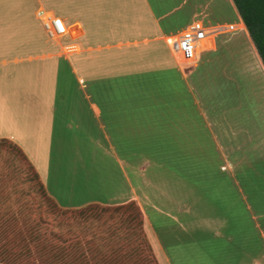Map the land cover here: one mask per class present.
<instances>
[{
    "label": "crops",
    "instance_id": "1",
    "mask_svg": "<svg viewBox=\"0 0 264 264\" xmlns=\"http://www.w3.org/2000/svg\"><path fill=\"white\" fill-rule=\"evenodd\" d=\"M193 20L237 28L182 64L165 38ZM254 56L231 0H0V202L28 181L62 209L134 200L157 264H264V129L231 112L241 74L264 89ZM85 146L49 186L52 149Z\"/></svg>",
    "mask_w": 264,
    "mask_h": 264
},
{
    "label": "trees",
    "instance_id": "2",
    "mask_svg": "<svg viewBox=\"0 0 264 264\" xmlns=\"http://www.w3.org/2000/svg\"><path fill=\"white\" fill-rule=\"evenodd\" d=\"M231 1L264 68V0ZM15 185L6 191L8 200L0 202V237L7 240L16 239L17 235H20L25 242L23 237L30 235L32 238L41 231V227L38 226L41 217L37 216L39 214L37 207L41 200L47 208L52 210L65 211L66 209L59 208L46 197L41 185L37 182H23L21 185H16L17 189ZM90 208H97L94 210L95 213L100 209L108 214L104 215L105 219L99 222L96 221L97 214L85 218L84 211ZM12 210L14 214L11 213ZM6 211L7 214H5ZM73 212L77 214L64 219L71 223L65 224L67 226L65 233L71 234V240L68 241L67 237L63 239L58 234L52 233L59 242L56 241L55 247L50 241L41 246L40 249L44 253L48 252V257L45 260L43 257L39 259L38 264H157L142 230L140 211L134 202L129 201L113 207L90 203L71 210V213ZM24 217H26L25 223ZM29 217L32 218L29 219ZM9 222L24 224L26 229L29 223L32 226L28 228V232L20 230L21 233L17 234L16 228L9 233V230H6L9 228ZM72 224H76V231H72L74 228ZM3 240L0 242V260L2 255L4 258L7 256L5 253H7L8 244ZM42 240L45 239L42 238ZM25 248L27 250L24 255L28 257L29 250L28 247ZM40 249L37 257L41 255ZM18 254L23 261V254Z\"/></svg>",
    "mask_w": 264,
    "mask_h": 264
},
{
    "label": "rangeland",
    "instance_id": "3",
    "mask_svg": "<svg viewBox=\"0 0 264 264\" xmlns=\"http://www.w3.org/2000/svg\"><path fill=\"white\" fill-rule=\"evenodd\" d=\"M232 53V52H231ZM254 55V54H253ZM236 56L233 55V61L235 60ZM255 58V56H254ZM258 61V62H257ZM251 62V60H250ZM255 62L256 64H260V61L256 55L255 58ZM262 67V65L260 66ZM246 75V74H244ZM243 74H241V88L238 89V91H236L235 95H232L231 93V103H232V109L231 112L232 114L236 111H238L237 113H240V121L239 120H233V122L235 123V121H238V123H243L245 125V127H247V131H252L253 129L255 131H259L261 132L264 129V116L262 114L263 110L262 107L264 106V89L261 88L258 84L257 81L255 82V80L248 78H245ZM241 102H238V101ZM237 105V109H233L234 106ZM242 124V125H243ZM242 130V129H241ZM233 138V136H232ZM244 138V137H241ZM255 138H253L252 140L247 139L245 142H243V145H253L255 144ZM232 150L230 152L231 154V159L232 160H236L239 157V152L238 149L235 148L236 145V141L233 138L232 140ZM79 147H83L82 145L78 144V148ZM88 147L85 146V149H87ZM92 149L89 150V148L87 149V151H84V153L81 152H77V151H70V152H59V151H55L54 149H52L51 151V168H50V173H49V186L53 184L55 185H59L60 187H58L61 190L66 191L67 189V185L66 183H69L71 178H69L66 175H69V172H67V167H75L77 166L81 161L79 158H83L82 155L86 154V155H91L93 154L94 156L97 154V152L95 151H91ZM159 156L161 153H157ZM248 155V160L249 161H255V157L254 154L255 152H247L246 153ZM137 155H139V153H137ZM86 157V156H85ZM217 160V159H216ZM71 169V168H68ZM174 170V169H173ZM252 169H248V174L252 173L251 172ZM66 174V175H65ZM75 177H79V174H75ZM75 181H77V179H75ZM65 183V184H64ZM65 195V194H64ZM76 202H80V201H72V203H76ZM132 202H135L134 200H132ZM40 205L37 207V210L39 214H37L38 217H41L39 219V225L41 227V231L38 234L33 235V237L31 238L30 235L27 237H23V239L25 240V242L21 239L20 235H17L16 239L15 238H9L7 240H3L5 243L8 244V248H6L7 250V256L4 258V256L2 255L0 263L1 264H38L37 262L39 261V259H41L42 257L44 258V260L48 257V252L46 251L44 253V251H42L40 248L41 246H43L44 244H46L48 241H50L53 246H56V241L59 242L58 239H56L53 234H58L61 238L64 239V237L68 238V241L71 240V234H67L65 233L66 231V225L65 224H71L68 223L67 221H65L64 219L66 217H69L73 214H77V212H73L71 213V210L74 209H78V208H70V209H66L64 210H52L51 208H47V205L45 203L41 202L39 203ZM98 204V203H97ZM100 206L103 207H113L114 205H119V204H99ZM137 205V204H136ZM137 208L139 209L138 205ZM95 209L97 208H90L87 211H84L85 214V218H88L90 216H93L94 214L98 215V219L96 221H102L104 218V215H107L108 213L105 212V210H100L98 209L97 213H95ZM140 211V209H139ZM11 213L14 214L13 210L11 211ZM35 213V212H34ZM19 214V212H18ZM36 214V213H35ZM141 214V218H142V213L140 211ZM32 217H29V219ZM24 223L26 221V217L23 218ZM142 221V220H141ZM96 222V224L98 223ZM73 225V229L72 231H76L77 228H75L76 224H72ZM9 228H7L6 230H9V233L12 232V230H16L17 228V234H20V230L23 231H27L28 228L30 229V223L27 225V229L26 226L20 225V224H15L13 222H9L8 224ZM142 226V225H141ZM143 230V228H142ZM29 231V230H28ZM27 231V232H28ZM37 233V232H36ZM41 236V237H40ZM2 238V237H1ZM45 239L44 241L42 240ZM3 239V238H2ZM2 241V240H1ZM15 243V244H13ZM12 246V247H11ZM29 250V255L28 257H26L25 252L27 250ZM41 250V255L39 257H37L38 255V250ZM18 253H22L23 254V261L22 258L19 257ZM4 254V255H5Z\"/></svg>",
    "mask_w": 264,
    "mask_h": 264
},
{
    "label": "built area",
    "instance_id": "4",
    "mask_svg": "<svg viewBox=\"0 0 264 264\" xmlns=\"http://www.w3.org/2000/svg\"><path fill=\"white\" fill-rule=\"evenodd\" d=\"M37 14L41 17L42 25L49 38H58L65 32V27L58 17L44 14L42 11H38ZM236 28L235 24L207 26L199 20H193L179 33L166 37L165 41L179 63L190 64L195 60L197 51L209 45L213 35L232 32Z\"/></svg>",
    "mask_w": 264,
    "mask_h": 264
}]
</instances>
